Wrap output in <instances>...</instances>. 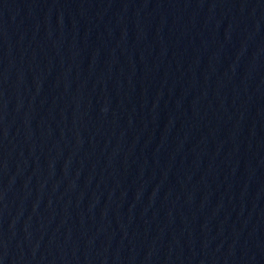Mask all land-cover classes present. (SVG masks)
<instances>
[{
    "label": "water",
    "instance_id": "1",
    "mask_svg": "<svg viewBox=\"0 0 264 264\" xmlns=\"http://www.w3.org/2000/svg\"><path fill=\"white\" fill-rule=\"evenodd\" d=\"M264 140V0H0V256Z\"/></svg>",
    "mask_w": 264,
    "mask_h": 264
}]
</instances>
